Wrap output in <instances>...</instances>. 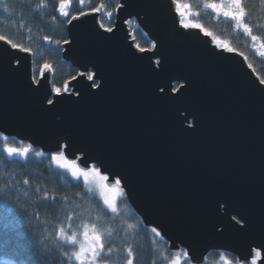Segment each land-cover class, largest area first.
I'll return each mask as SVG.
<instances>
[{"label":"water","instance_id":"95a60500","mask_svg":"<svg viewBox=\"0 0 264 264\" xmlns=\"http://www.w3.org/2000/svg\"><path fill=\"white\" fill-rule=\"evenodd\" d=\"M117 5L112 32L94 10L64 24L60 55L77 73L59 95L50 67L33 83L32 53L0 40V134L42 154L70 145L59 151L69 161L75 153L82 170L80 158L120 178L129 207L162 230L168 252L175 242L264 264V84L241 53L181 27L188 17L173 0ZM130 20L150 48L135 45ZM233 216L247 222L243 231Z\"/></svg>","mask_w":264,"mask_h":264},{"label":"trees","instance_id":"16d2710c","mask_svg":"<svg viewBox=\"0 0 264 264\" xmlns=\"http://www.w3.org/2000/svg\"><path fill=\"white\" fill-rule=\"evenodd\" d=\"M62 2L68 5L62 10L67 15L60 9ZM100 5L104 7L98 11L99 23L109 28L117 0H0V36L32 53L33 77L43 65H49L52 89L62 91L66 81L76 75V69L60 55V44L66 39L64 24L71 16ZM177 5H187L192 23L241 53L264 80V55L255 53L249 38L256 36V42L264 45V0H240L249 37L230 21L214 18L199 0H178ZM127 24L135 45L146 48L150 42L145 34L133 20ZM3 137L0 134V264H77L73 255L76 243L65 242L66 235L77 239L87 228L102 234L100 264H127L128 259L133 264H170L166 243L141 224L124 194L113 213L80 181L55 166L50 154L33 149L25 158L9 156L3 151L5 143L16 148L24 143ZM215 254L209 253L205 264H217Z\"/></svg>","mask_w":264,"mask_h":264},{"label":"snow or ice","instance_id":"6c2138e0","mask_svg":"<svg viewBox=\"0 0 264 264\" xmlns=\"http://www.w3.org/2000/svg\"><path fill=\"white\" fill-rule=\"evenodd\" d=\"M173 3L176 4L178 3V0H173ZM230 3L235 7V8H239L240 7V0H230ZM67 3L66 2H62L60 5V9L61 11L67 7ZM207 8L212 9L214 12H216L217 14H222L225 17H229L232 20L236 21L238 24L240 23V21L243 18V11H232L229 9H226L225 6L222 3H208L205 5ZM104 7V5H100V7L94 9V11H100V8ZM117 7H120V5H117ZM184 11H180L179 15L183 16L184 13L187 11L188 6L187 5H183L181 6ZM63 15H67L66 12L62 11ZM108 16H111L112 13L111 12H107L106 13ZM74 19H77L76 17H74ZM127 23V21H126ZM181 27L188 29V28H193V29H200L201 25L196 24V23H186L184 22L183 19H181L180 21ZM244 28L245 32H249L250 34V29L248 28V26L242 25ZM101 27H103V24H101ZM106 31L108 32H112L111 28L106 29ZM206 35H211L210 33H206ZM0 40H5L4 37H0ZM252 40L256 41L257 37L256 36H252ZM7 44H10L11 47L13 49H17L19 48V51L21 52H27L28 49L25 48H20L18 45L13 44L11 41H7ZM153 47H155V45H153ZM262 47H264V45H262ZM141 51H144V49H140ZM229 51H232L231 49H228ZM261 55H264V52L261 53ZM20 61L17 60V63H19ZM49 65L45 64L43 65V68L41 70V76L46 79V76H44V73L46 70L49 69ZM87 79L89 81L93 82V87H96V82L93 78V74H88L87 75ZM33 83H40L39 80L37 79H33L32 81ZM261 84H264V80L260 81ZM161 91H163V89H161ZM173 91H175V89H173ZM53 92L56 95L60 94V89L58 88H54ZM47 103L49 105H54V100L52 99H48ZM5 140H7V136L3 137ZM63 147L66 151H68L70 149V145H57V151L56 154H54L51 158L53 161H56L58 163V166H62L66 169H70L71 170V174L74 177H83V179L85 180V182H88L90 179L95 180L97 178H99V180L103 181V185L102 188L104 190V195H103V202L105 204V206L111 210V212L116 213L117 212V206H116V201L119 198V196H121L123 194V189L120 187L121 186V179L120 178H115L113 179L112 174H109L107 176L102 175L100 170L93 165L91 168H89L86 159L84 158H80L79 163L83 165V170L78 166L77 163V157L75 156V153H72V160L71 162H69V160H67L65 158L66 153L65 152H61L59 151V149ZM3 151L9 155H21L24 156L25 154H27V152L29 151L28 147H24V148H16V147H12L9 144L5 143L3 146ZM36 155H40L39 152L36 153ZM62 162V163H61ZM25 183H27V181H25ZM69 219H71V217H69ZM232 219L235 221L236 224L241 225V228L238 229L239 231H243L244 228L247 226V222L243 220V218H237L236 216H233ZM131 227V226H130ZM61 232L63 231V229L60 230ZM151 232L155 234V236L157 238H161V239H165L167 240L166 235L162 234V230L158 231L157 227H152L151 228ZM84 236L87 237L88 236V232L84 233ZM92 243L89 245L88 248H85L83 246H81L79 248L78 251L74 252L73 255L75 256L76 260L79 262V264H84V257L86 256V254L91 251V253L93 254L94 259H99L100 255H101V251L104 248V244L102 242L101 236L96 233L93 234L92 237ZM67 243H71V244H75L76 243V239L74 237V235H66V241ZM206 251V249L204 250ZM169 253L172 256V259L170 261V264H205V260L206 257L204 256V252H200L199 254H193L192 250L190 248H179L175 242H171V246L169 248ZM257 255H260V252L256 253ZM132 253L131 251H129V257H131ZM249 255H251V253H249ZM165 260H167V257H164ZM243 259V257H242ZM127 264H133V260L132 259H128ZM217 264H230V262L228 261L227 257L224 255L223 252H221L219 254V261H217ZM237 264H239V262H237ZM253 264H255V261H253Z\"/></svg>","mask_w":264,"mask_h":264},{"label":"rangeland","instance_id":"374dc122","mask_svg":"<svg viewBox=\"0 0 264 264\" xmlns=\"http://www.w3.org/2000/svg\"><path fill=\"white\" fill-rule=\"evenodd\" d=\"M200 1V4L202 6V8L208 10L210 12V14L214 17V18H222L224 20H227V21H230L232 23V26L236 29V30H239L241 32L244 33V35L248 36L249 37V32H245L244 31V28L242 25H245L244 22H243V18L242 20L240 21V23L238 24L236 21L232 20L231 18L229 17H225L224 15L222 14H217L216 12H214L212 9L210 8H207L205 5L208 4V3H222L226 9H229V10H232V11H241L240 7L237 9L235 8L231 3H230V0H199ZM183 5H179L177 7L178 11H184V9L181 7ZM185 14L187 15L188 17V21L186 23H192V11H189V9L187 8V11L185 12ZM251 42H252V47H253V50L255 51L256 54L260 55L262 52H263V48L262 46L256 42V41H253L252 40V37H249ZM214 42L219 46V47H224L226 49H229L224 43L218 41V40H215L213 39ZM39 75V71H38V74L37 76ZM36 76V77H37ZM36 77H33L36 79ZM65 89V88H64ZM24 147H27V145L24 143L23 145L19 146L18 148H24ZM29 152V151H28ZM28 152L27 154H25L24 156H21V155H18L20 156L21 158H25L27 155H28ZM53 155H51L52 157ZM53 164L63 170H65L66 172H68L72 178H74L75 180H78L80 181L84 187L90 192L92 193L94 196H96L103 204V195L105 194L104 193V190L102 188V185H103V181L99 180V178L95 179V180H92L90 179L88 182H85V180L83 179V177H74L72 176L71 174V170L70 169H66L62 166H58V163L56 161H53ZM71 162V161H69ZM62 163V162H61ZM93 166V165H92ZM91 166V167H92ZM90 167V168H91ZM119 199H120V196L119 198L117 199L116 201V206L118 205L119 203ZM105 205V204H104ZM117 211H118V208H117ZM117 213V212H116ZM85 232H88V236L85 237L84 236V233ZM98 233L100 236H101V239H102V234L97 232L96 230L92 229V228H87V229H84L81 234L78 236V238L76 239V251L79 250V248L81 246L85 247V248H88L89 245L92 243V235L93 234H96ZM229 260V258H227ZM74 260L77 264H79V262L76 260L75 256H74ZM84 264H100L97 262V259H94L93 257V254L91 253V251H89L86 256L84 257Z\"/></svg>","mask_w":264,"mask_h":264},{"label":"flooded vegetation","instance_id":"af4514ba","mask_svg":"<svg viewBox=\"0 0 264 264\" xmlns=\"http://www.w3.org/2000/svg\"><path fill=\"white\" fill-rule=\"evenodd\" d=\"M109 28H110V27H109ZM129 32H130V30H129ZM130 34H131V33H130ZM149 42H150V41H149ZM151 46H152V43L150 42L146 48H150ZM139 48H140V47H139ZM142 49H144V48H142ZM76 73H77V72H76ZM90 73H91V71L89 70V71H87L86 75H88V74H90ZM95 82H96V81H95ZM179 86H180V82H179V81H174V82H172V84H171V90H172V91H173V89L177 90ZM211 252H215V253H216L215 256L218 258L217 261H219V254H220L221 252H223L224 255H225L227 258H229L228 261L230 262V264H237V262H239V264H253V261H255V264H256V259H249L248 261H238L234 255H232V254L230 255L229 253L224 252V251H220V250L209 251V252L207 253V255H208L209 253H211ZM207 255H206V256H207ZM229 255H230V257H229ZM206 256H205V257H206Z\"/></svg>","mask_w":264,"mask_h":264}]
</instances>
